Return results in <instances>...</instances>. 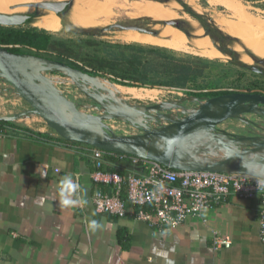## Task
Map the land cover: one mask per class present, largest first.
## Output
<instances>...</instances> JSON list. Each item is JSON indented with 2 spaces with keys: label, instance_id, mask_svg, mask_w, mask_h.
<instances>
[{
  "label": "rangeland",
  "instance_id": "rangeland-1",
  "mask_svg": "<svg viewBox=\"0 0 264 264\" xmlns=\"http://www.w3.org/2000/svg\"><path fill=\"white\" fill-rule=\"evenodd\" d=\"M30 1L34 3L43 0ZM99 1L111 8L108 16L90 13L85 21L75 24L47 25L31 21L32 23L27 22L19 25L22 27L36 25L55 32L56 37L70 38L74 41V49L77 51L71 60L87 70L100 73L99 75H87L75 70L85 77V81L77 82L70 80L66 73L57 68L35 69L30 66L31 69L27 75L30 74L36 80L37 85H33L36 93L41 91L44 95L50 96L55 108L72 112L74 106H77L86 112L97 115L104 122L105 127L115 135L138 138V134L186 118L189 113L195 111L200 103L211 97H200L190 94L191 92L264 93V74L242 67L236 62L240 61L264 69V39H260L264 37V11L254 9L253 4L242 5L240 3L242 9L248 13L246 15L252 17L250 21L234 20L235 16L231 10L217 12L206 10L197 5L199 8L197 10L202 14L199 16L206 21L209 27L220 30L228 36V40L213 37L217 48H230L237 53V56L233 57L230 53L225 52L226 55L223 57L209 47V44L212 43L209 36L195 33L193 36L200 39L196 40L177 35L165 28L170 25L163 22L174 19L184 20V28L191 25L197 28L202 27L200 22L193 23L194 18L183 12V10L189 12L185 7L172 9L166 6L167 4L154 0ZM184 1L193 6L190 1ZM81 4L82 12L85 13V10L89 8L86 4L82 2ZM27 9L15 13H35L37 17L43 13L41 8L29 7ZM193 13L198 15L196 12ZM160 19L163 21L154 23ZM105 23L106 25H104ZM109 24H138L154 30L157 26H165L159 27L156 30L157 34L153 35L121 27L104 30ZM87 29H91V32H77ZM211 33L213 35V31ZM250 42H254L252 50L244 46L245 43ZM126 43L145 48L143 52L139 51L143 57L142 63L138 60L136 65H133L123 58L124 54L132 56L134 53L125 47L128 45ZM233 46L241 47L244 53L233 49ZM149 47H159L170 56L174 55L173 65L176 67L177 64H180V70H183V65L190 64L192 70L189 74L192 78L190 80L188 78L184 82V86L177 85L185 78L184 72H174V75L168 72L166 67L161 64L160 55L151 51ZM25 55L26 58L32 60L40 58ZM173 65L171 69H173ZM123 77H130L126 79L127 81L149 84L141 87L128 86L110 79L120 80ZM87 78L92 81H87L89 80ZM27 80L32 83L29 76H27ZM163 81L175 84L151 86L153 83H162ZM32 108V105L0 72V117L9 119L18 125L44 129L58 134L43 117L35 112H29ZM223 112H225L224 109L221 113ZM59 119L63 126L68 127L82 125L86 120V118H77L70 122L65 116H61ZM90 127V123H87L80 128L84 129V133H90L87 131V129H91ZM161 145L166 146L164 149L161 146L157 149L158 154L162 157L170 156L173 152L183 156L196 153L192 158L197 165L212 164L221 159L237 160L243 163L247 158L255 160L250 163L249 167L257 171L264 170V115L232 111L226 117L219 118L217 123L209 128L192 131L179 138L170 137L163 143L161 142ZM175 146H177L176 149H174ZM257 159L261 162H257Z\"/></svg>",
  "mask_w": 264,
  "mask_h": 264
},
{
  "label": "crops",
  "instance_id": "crops-1",
  "mask_svg": "<svg viewBox=\"0 0 264 264\" xmlns=\"http://www.w3.org/2000/svg\"><path fill=\"white\" fill-rule=\"evenodd\" d=\"M93 1L103 11L95 14L88 6L86 17L110 14L107 4ZM188 1L197 9L199 5L217 12L231 10L234 20L252 18L241 4L264 11V0ZM10 126L0 139V264H264L259 197L233 195L201 217L191 216L169 230L138 219L131 205L125 217L101 213L93 202L98 185L92 177L95 166L88 144L44 129ZM120 154L108 157V169L141 171ZM65 175L84 189L78 193L86 200L83 206H59L56 188ZM103 188L110 190L109 185ZM93 219L104 227L91 231L87 223ZM215 230L230 235L232 246L215 249Z\"/></svg>",
  "mask_w": 264,
  "mask_h": 264
},
{
  "label": "built area",
  "instance_id": "built-area-1",
  "mask_svg": "<svg viewBox=\"0 0 264 264\" xmlns=\"http://www.w3.org/2000/svg\"><path fill=\"white\" fill-rule=\"evenodd\" d=\"M10 124L0 119V139L7 136ZM87 153L94 162L92 173L97 189L93 202L97 211L125 217L129 205L138 219L159 229H173L189 217H201L208 209L227 202L233 195L243 198H260L258 219L260 236L264 242V178L223 171L182 170L168 167L161 162L134 155L131 164L140 172H119L107 168V149L88 145ZM109 185L110 190H105ZM163 213V215H161ZM215 249L229 248L230 235L215 230L212 234Z\"/></svg>",
  "mask_w": 264,
  "mask_h": 264
},
{
  "label": "water",
  "instance_id": "water-1",
  "mask_svg": "<svg viewBox=\"0 0 264 264\" xmlns=\"http://www.w3.org/2000/svg\"><path fill=\"white\" fill-rule=\"evenodd\" d=\"M177 1L182 4L180 0ZM33 5L35 8L52 9L60 15L69 7L70 1L43 0L42 2L33 3ZM187 13H189L192 17L198 19V21L205 29L207 35L213 40L214 38L212 36L211 30H208L206 24L202 21V18L199 16V14L195 15L191 11ZM35 16V13H0V24L5 26H19L27 22L31 23V21L35 19ZM183 21L184 20L181 19H174L164 21L163 23L173 25L183 31V25H185V21ZM113 27H121L122 29L126 30L134 29L146 33H151L153 35L157 34L156 30L138 24H112L104 28V30H109ZM87 31H89V29H87ZM218 49L223 51V47H220ZM21 54L24 53H15L0 45L1 73L6 76L8 80L15 86L20 95L32 105L33 108L30 109L29 112H35L41 117H43V119L48 123V125L52 127L56 132H58L61 137L68 140H75L88 145L97 146L103 149H107L111 152L134 155L141 158L155 160L161 162L162 164L168 167L175 169L223 171L264 178V170L257 171L255 169H252V167H249L250 163L255 161L254 159L246 158V161H244L243 163H240L237 160L228 161L221 159L216 163L207 165H197V163L194 162V159L192 158V156L196 153H193L190 156H183L177 155L176 152H173L170 156L162 157L157 152V149L160 148V146L163 147L162 149L166 147L164 145L162 146L161 142L163 143V141L168 140L170 137H183L192 131L201 130L213 126L219 120L220 114L225 107L231 108V110L235 113L254 112L264 115V93L231 92L210 97L200 103L196 107L195 112L192 115L187 116L186 118L181 119L179 121H175L173 123L147 131L145 133L138 134L137 143L134 144L120 140L118 138L119 136L115 135L112 131L109 130V128L105 127L104 122L95 114L86 112L85 110L80 109L77 106L74 107V113L72 114H59L53 108H51L44 100L40 99L37 95L32 94L25 87L21 79L22 75H26V73H28V71L31 69L29 64L18 59ZM40 58L45 59L50 63H57L63 66L64 68L81 71L80 69L74 68L62 61L51 60L44 57ZM249 67L259 73H262L263 71L262 68L257 67L255 65H249ZM26 76H29L33 85H37L36 80L30 74ZM105 110L107 112L109 111L106 108ZM61 116L67 117L70 122L80 116H85L93 124L94 128L92 133L89 135H78L67 131L63 126V123H61L59 119V117ZM0 119L9 120L4 117H0ZM176 148L177 146H175L174 149ZM257 162L261 161L257 159Z\"/></svg>",
  "mask_w": 264,
  "mask_h": 264
},
{
  "label": "trees",
  "instance_id": "trees-1",
  "mask_svg": "<svg viewBox=\"0 0 264 264\" xmlns=\"http://www.w3.org/2000/svg\"><path fill=\"white\" fill-rule=\"evenodd\" d=\"M158 21H163V20H161V19L156 20V21H154V23L158 22ZM193 21H194L193 23L199 22L195 18L193 19ZM202 21L206 24L207 28L209 30H211V32L213 31V37H218V39L228 40L227 35L222 33L220 30H214V29H212V27H209V25L206 23V21L204 19H202ZM161 26H165V25L157 26L155 29L157 30ZM165 28L169 29L171 32H173L177 35L187 36V37H190V38H193L196 40H200V39L194 37L193 34L205 31L203 26L201 27L203 29H201V28L194 27L193 25H191L190 27L184 28L183 31H181L180 29H178L177 27H175L173 25L165 26ZM188 31L190 33H188ZM77 32H79V33H84V32L90 33L91 29H89V32L87 30H79ZM136 32H139V31H136ZM204 33L206 34V32H204ZM73 42L74 41L71 40L70 38L56 37L55 33L51 32L45 28H40L38 26L22 27V26H5V25L0 24V45L4 46L8 50L15 52V53L32 54V55H36L39 57L48 58L51 60L62 61V62L69 64L70 66H72L74 68L82 70L83 72L89 73L91 75H99L100 73H98L97 71L87 70L84 67H82L81 65H78L74 61L71 60L73 57H75L74 55H76V52H77L74 49ZM125 47H127L128 49H130L134 52L132 56L124 54L123 58L125 60H127L129 63H131L133 65H136L138 60H140L141 63L143 62V57L141 56L140 52H143L145 50V48L137 47V45H133V44L126 45ZM149 49L160 55V57L162 58L161 64H163L166 67V69L168 70V72H170L171 74L174 75V72H184L185 78L182 79V81H180L177 85L184 86V82L188 78H189V80H190V78H192V76L189 74V72H191V70H192L191 69L192 66L190 64L183 65V70H180V67H181L180 64H177L176 67H174L175 65H173L174 61H175L174 55L170 56V54H168L167 52L165 53L159 47H149ZM223 51L230 53L233 57L237 56V53L234 52L232 49L223 48ZM236 62L239 65H241L242 67H246V68L251 69L247 63H243L240 61H236ZM105 63H108V62H105ZM172 65H173V69H171ZM103 67H106V66H103ZM135 72H136V70H135ZM260 74H264V69H263L262 73H260ZM180 75H181V73H180ZM181 76L183 77V75H181ZM128 78H130V77H123V79H120V80L114 79V78H110V79L116 83H119L122 85H128V86H139V87H141V86H145V85L149 84V83H145V82L144 83H138L136 81H127L126 79H128ZM162 84L163 85H173L175 83H171L170 81H167V82L163 81L162 83H153L152 85L151 84L150 85L156 86V85H162ZM225 93H231V92H229V91H204V92H191L190 94L200 96V97H203V96L213 97V96H217V95L225 94ZM2 121L5 123H8L10 125L13 124V122L10 120H2Z\"/></svg>",
  "mask_w": 264,
  "mask_h": 264
},
{
  "label": "bare ground",
  "instance_id": "bare-ground-1",
  "mask_svg": "<svg viewBox=\"0 0 264 264\" xmlns=\"http://www.w3.org/2000/svg\"><path fill=\"white\" fill-rule=\"evenodd\" d=\"M64 1H66V0H64ZM69 1H70L69 7L65 11H63V13L60 14V15H62L60 18H59L60 15L56 11H54L52 9H49V8H41V9H43V11H42L43 13H41V15L38 16L34 20V22H42V23H45L47 25H49V24L60 25V24H64V23H73V24L80 23V22H82V21H84L86 19V16L82 12L83 6H82L81 2L86 4L87 6H89V8L95 14H100L103 11V9L98 5V3L93 1V0H69ZM154 1H157V2L162 3V4H167L166 6L172 8V9H176V7L177 8L178 7L179 8H183L182 5L177 0H173L172 2L170 0H164V1L154 0ZM180 1L183 4V6L185 8H187V10H189L191 12H196L197 14L202 15L199 12V10H197V8L195 6L190 5L189 3L185 2L184 0H180ZM38 2H42V1H38ZM34 3H36V2H34ZM11 5H13V6H11ZM29 7H34L33 3H31L30 0H0V13H3V14H14L15 12H18V11H23V10L25 11V9H27ZM104 25H106V23ZM108 26H110V24ZM204 32H206V31H202L199 34L208 36L207 33L205 34ZM188 33H190V32L188 31ZM253 43L254 42L245 43L246 45H244V46H246L249 50H252L253 49ZM209 47L215 53H217L219 55H222L223 57L226 55L225 51H221L220 49L217 48L216 43H215L214 40H212V43L209 44ZM232 48L233 49H238L240 51V53H244V51H243V49L241 47L238 48V47L233 46ZM25 54L26 53L21 54L18 57V59L20 61L28 63L32 68H35V69L36 68H57L60 71L66 73L67 77L70 80L77 81V82L85 81V77L80 75L78 72H76L73 69L64 68L63 66H61V65H59L57 63H50V62H48L45 59H40V58L38 60L28 59V58H26ZM28 55H31V54H28ZM32 56H36V55H32ZM0 72H1V70H0ZM80 72L84 73V74H87V75H91V74L83 72V71H80ZM26 75H27V73H26ZM26 75H22L21 79H22L25 87L32 94H35L40 99L44 100L51 108H53L59 114H72V113H74V110H72V112H71V111H67V110L61 109V108H57V107L55 108V106L53 104V100H52V98L50 96L44 95L41 91H39V93H36L33 84L30 83L27 80V76ZM93 77H96V76H93ZM87 79H89V80H87L89 82L92 81L90 78H87ZM224 110H225V112L220 114V118L226 117L228 114L232 113V110L229 107H225ZM194 112H191L188 115L190 116ZM78 118H86V117L85 116H80ZM87 123H90V125H91V127H90L91 129H87V131H90V133L89 132L84 133V129L80 128L83 125H86ZM64 127H65V129L67 131H69L71 133H74V134H78V135H89V134L92 133L93 128H94L92 122L89 119L87 120V118H86V120L83 121L82 125L80 124V125H78L76 127H68V126H64ZM118 138L120 140H122V141L130 142V143H133L132 141H135L137 143V140H138L137 137H132V136L131 137L130 136L118 137ZM130 140H132V141H130ZM136 143H134V144H136Z\"/></svg>",
  "mask_w": 264,
  "mask_h": 264
},
{
  "label": "clouds",
  "instance_id": "clouds-1",
  "mask_svg": "<svg viewBox=\"0 0 264 264\" xmlns=\"http://www.w3.org/2000/svg\"><path fill=\"white\" fill-rule=\"evenodd\" d=\"M84 191L79 182L74 181L71 175L63 176L56 188V194L58 196V204L62 208H75L77 206H83L86 203V200L83 199L78 193ZM43 202L44 197L40 198ZM163 215V213L161 214ZM87 227L95 232L98 229L104 227V225L97 220H90L87 223Z\"/></svg>",
  "mask_w": 264,
  "mask_h": 264
},
{
  "label": "flooded vegetation",
  "instance_id": "flooded-vegetation-1",
  "mask_svg": "<svg viewBox=\"0 0 264 264\" xmlns=\"http://www.w3.org/2000/svg\"><path fill=\"white\" fill-rule=\"evenodd\" d=\"M89 32V31H88Z\"/></svg>",
  "mask_w": 264,
  "mask_h": 264
}]
</instances>
